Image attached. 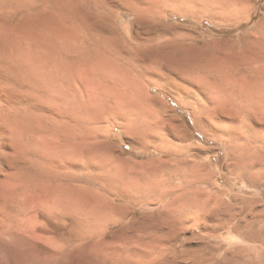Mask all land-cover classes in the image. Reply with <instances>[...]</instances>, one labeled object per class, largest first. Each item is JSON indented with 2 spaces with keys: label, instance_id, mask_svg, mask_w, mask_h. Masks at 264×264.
<instances>
[{
  "label": "rangeland",
  "instance_id": "obj_1",
  "mask_svg": "<svg viewBox=\"0 0 264 264\" xmlns=\"http://www.w3.org/2000/svg\"><path fill=\"white\" fill-rule=\"evenodd\" d=\"M0 19L18 62L0 110L1 264L264 255V237L218 225L264 232V0H0ZM172 187L209 203L188 218L158 202ZM123 194L136 203L112 201ZM109 203L134 225L106 229L93 215Z\"/></svg>",
  "mask_w": 264,
  "mask_h": 264
},
{
  "label": "bare ground",
  "instance_id": "obj_2",
  "mask_svg": "<svg viewBox=\"0 0 264 264\" xmlns=\"http://www.w3.org/2000/svg\"><path fill=\"white\" fill-rule=\"evenodd\" d=\"M170 1H173V0H170ZM263 24L264 23H262V26H263ZM2 27H3V21L0 19V30H2ZM262 39H263L261 41L262 44H260V42L258 43V42H254L253 41L254 43H256L255 45L257 46V47H255V49L258 48V49H256V51L259 50L261 52L263 50V48H264L263 47L264 46V43H263L264 42V35H263V38ZM260 40H261V38H260ZM258 41H259V39H258ZM255 49H254V51H255ZM257 54H260V53H257ZM257 56H259V55H257ZM15 58L16 57H14V56H8L7 50H6L5 46H4V40H3V38L0 37V110H2V108H4L6 106V104H9L11 102L12 92H13L14 88L17 86L18 62L15 60ZM258 58H262V57L259 56ZM258 58L257 59L255 58V59H256V61L259 60L258 61L259 63L262 60L264 61L263 58H262V60L261 59H258ZM150 89L151 88L149 87V89L147 91L149 92ZM219 89H221V88H219ZM217 91H218V89L216 90V93H218ZM228 96H230V95H228ZM242 99H244V98H242ZM235 101H236V99H235ZM239 102H238V104H240V106H241V103H239ZM232 104H234V103H232ZM3 135H4V129H3V127L0 126V137H2ZM263 161H264V159H263ZM262 162L261 163L259 162V164H256V165H258V167H256L255 165L253 166V168H254L253 169V172L259 173V174H261V176L264 177V163H262ZM262 184L263 183H261V185ZM34 196H35V194H34ZM34 196H32L31 203H34V198H35ZM118 198L119 199L121 198V200L127 201L130 204H134L137 201V199H135L136 197L133 198L132 195H129V194L116 195V196H114L112 198V201H114V200H116ZM157 199H158V202H162V201L168 200V199H170L172 203H175L177 201H181L180 203H181L182 210L184 212H186V214H184V212H183V214L186 217H188V218L190 216H192V214H193L192 211L194 209H197V210L202 209L203 210L205 208V204L206 203H209L208 200L200 199V198L199 199H196L195 202L192 201V200H190V199H183V197L180 198V197H178L177 189L175 187H172V188H170V189H168L166 191H163L161 189V191L158 192ZM175 205H176V203H175ZM32 208H34V207H32ZM97 210H98V214L96 212V213H94L93 216L94 217L96 216V219H98V217H99V219L105 224L106 229H111L112 227H116V226L121 225V224H124V228L127 229V228L131 227L132 225H134V224H132V223L129 222V219H130L131 215L133 214V211L130 212L129 209H127L126 207L117 206V205H113V203H109V206H101ZM196 212H198V211H196ZM254 212L256 214V211H254ZM32 214H34V213H32ZM92 214H93V212H92ZM95 214H97V215H95ZM262 215H263V213L259 214L258 216L261 217ZM35 216H36L35 214L32 215V218H35ZM260 217H258V218H260ZM233 218L234 217H232L231 219H229V221H233ZM252 222H253V219H252ZM252 222H249V223L246 222V224H238L237 223V224H218V225L221 226V227H227L228 230H229V233L230 234L232 233L234 236L235 235L239 236L240 239H242L241 241L246 242V243L249 242V244H252L253 242H255V244H256V242H258V241L260 242L262 240V238L264 237V232L262 230L259 231L260 229L258 230V226H260V225H258L257 223L256 224H252ZM257 222H259V219H258ZM260 223H263V222L260 221ZM189 226H190L191 229L198 228L199 231L202 232L205 235L209 234V231H208L209 229L207 228L208 224L203 225V224H197L196 223V224H190ZM242 245H243V243H242ZM249 246H251V245H249ZM254 246L255 245H253V247ZM253 247H248L247 246V247H238V248H235L236 250H234V254L231 257V260L233 261V264H264V255H262V253H260V252H257L256 251V248L255 247L253 248ZM237 253H240V254H237ZM1 263H2V258L0 257V264Z\"/></svg>",
  "mask_w": 264,
  "mask_h": 264
}]
</instances>
